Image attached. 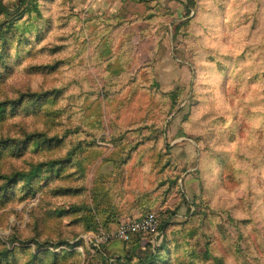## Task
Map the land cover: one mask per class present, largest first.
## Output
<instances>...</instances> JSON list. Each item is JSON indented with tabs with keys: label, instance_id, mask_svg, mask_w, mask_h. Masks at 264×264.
<instances>
[{
	"label": "rangeland",
	"instance_id": "obj_1",
	"mask_svg": "<svg viewBox=\"0 0 264 264\" xmlns=\"http://www.w3.org/2000/svg\"><path fill=\"white\" fill-rule=\"evenodd\" d=\"M0 264H264V0H0Z\"/></svg>",
	"mask_w": 264,
	"mask_h": 264
},
{
	"label": "built area",
	"instance_id": "obj_2",
	"mask_svg": "<svg viewBox=\"0 0 264 264\" xmlns=\"http://www.w3.org/2000/svg\"><path fill=\"white\" fill-rule=\"evenodd\" d=\"M159 226L160 221L157 214L149 212L133 219H124L114 233L111 235L107 233L92 235L91 241H94L96 244H102L108 242L111 238L120 241L129 240L133 235L138 233L145 235L156 233Z\"/></svg>",
	"mask_w": 264,
	"mask_h": 264
},
{
	"label": "trees",
	"instance_id": "obj_3",
	"mask_svg": "<svg viewBox=\"0 0 264 264\" xmlns=\"http://www.w3.org/2000/svg\"><path fill=\"white\" fill-rule=\"evenodd\" d=\"M128 212V211H127ZM127 212H126V214L123 216V219L124 218H126V219H132L128 214H127ZM147 214V213H146ZM142 215H145V214H142ZM141 216V215H140ZM136 218V217H135ZM147 235H151V234H147ZM144 236H146L145 234H141V233H138V234H135V235H133L129 240H124V241H122V242H124V243H132V242H134L135 240H137V238H139V237H144ZM140 239V238H139Z\"/></svg>",
	"mask_w": 264,
	"mask_h": 264
}]
</instances>
